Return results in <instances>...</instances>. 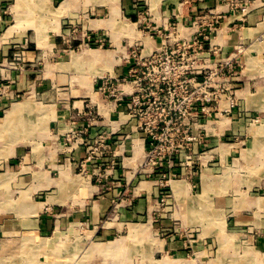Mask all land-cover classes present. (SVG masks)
I'll return each mask as SVG.
<instances>
[{
    "label": "crops",
    "instance_id": "0c3cea01",
    "mask_svg": "<svg viewBox=\"0 0 264 264\" xmlns=\"http://www.w3.org/2000/svg\"><path fill=\"white\" fill-rule=\"evenodd\" d=\"M36 1L0 0V112L5 115L0 126L8 113L15 110L16 114L10 127L0 131V191L9 207L11 195L20 201L23 194L20 205L10 208L8 220L4 217V232L12 234L20 229L46 234L74 227L75 232L106 240L136 222L146 221L143 226L159 230L163 226L164 231L174 233L164 238L156 230L157 237L150 240L161 245L166 254L156 256L157 247L153 248L162 264L173 263L167 260L170 254L188 257L190 251L185 244L195 236L190 231L192 226L202 224L204 219L214 222L218 214L228 224L231 240L245 236L252 243L255 235L264 237V185H258V181L251 188L255 192L249 193L251 189L238 178L223 180L229 166H236L232 174L242 169L258 173L264 168V0H250L245 16L239 9H231L230 0H118L92 10L96 17L90 10L81 17L78 4L70 0ZM210 11L222 18L219 30L212 35L213 49L224 58L232 56L237 48L241 50L242 69L235 80L237 102L227 114L213 116L205 126L206 140L194 148L195 171L175 163L171 172L179 176L168 179L171 195L166 204H160V176L149 178L141 172L144 141L127 139L135 122L124 105L101 94L99 88L127 76L133 46L148 51L161 43L159 37L150 38L147 25L163 29L176 20L181 26L191 27L201 12ZM66 23L82 26L77 39L80 45L69 43ZM132 26L138 33L131 36L126 31ZM88 37L93 47L86 43ZM18 51L24 66L21 70L9 66ZM91 55L94 57L89 58ZM119 90L129 92L131 86L125 83ZM89 108L95 112V120L88 127L89 138L111 134L112 151L97 163H88L84 175L81 165L86 148L69 147L65 138L69 129L88 124ZM108 167L111 170L105 174ZM95 169L100 177L93 175ZM216 176L221 179H213ZM205 178L216 181L204 188ZM177 183L181 184L179 190ZM188 184L192 191L201 187L206 193L197 197V203L179 199L189 193ZM225 189V198L203 202L208 201L210 193L214 197L217 194L212 193ZM239 192L243 195L240 199L235 196ZM188 212L190 216H186ZM210 229L218 235L214 224ZM196 232L197 237H204L200 229ZM263 237L253 247L259 259L264 258ZM119 241L93 242L91 247L99 257L95 256L92 264H108L105 251L99 248L111 249L109 244ZM209 249L213 255L221 254L215 250V243ZM228 252L215 256L225 264H264L249 258L245 261L234 249Z\"/></svg>",
    "mask_w": 264,
    "mask_h": 264
},
{
    "label": "built area",
    "instance_id": "2783aa9c",
    "mask_svg": "<svg viewBox=\"0 0 264 264\" xmlns=\"http://www.w3.org/2000/svg\"><path fill=\"white\" fill-rule=\"evenodd\" d=\"M249 3L250 0H230V7L245 16ZM221 19L220 14L210 11L201 12L191 27L181 26L176 20L163 29L147 25L145 30L150 38L159 37L161 43L148 51L133 46L128 55L127 76L99 88L101 94L124 105L135 122L127 139L144 141L141 172L149 178L160 176L162 197L169 194L164 189L168 179L179 176L171 172L175 163L195 171L194 148L196 143L205 142V126L213 116L227 114L237 102L235 80L242 69L241 50L237 48L232 56L224 58L211 46ZM21 59V53L15 52L9 61L10 68L21 70L24 67ZM125 83L130 84L131 91L119 90ZM221 104H225L224 109ZM87 114L88 124L81 129H69L65 138L69 147L86 148L81 165L84 175L88 163H97L112 151L111 134L89 138L88 127L95 120V112L89 108ZM108 168L105 174H109ZM93 175L100 177L101 173L95 169Z\"/></svg>",
    "mask_w": 264,
    "mask_h": 264
},
{
    "label": "rangeland",
    "instance_id": "374dc122",
    "mask_svg": "<svg viewBox=\"0 0 264 264\" xmlns=\"http://www.w3.org/2000/svg\"><path fill=\"white\" fill-rule=\"evenodd\" d=\"M43 0H37L36 2H42ZM66 1V0H63ZM74 4H78V11L79 15L82 17L86 11L90 10V15L94 14V11L103 4H109L110 2L113 4H116V1L118 0H70ZM133 1V0H132ZM135 1V0H134ZM145 2L148 0H144ZM150 1H159V0H150ZM57 2H59L57 0ZM149 3V2H148ZM146 7V6H145ZM149 9V6H147L146 10ZM77 11V12H78ZM95 15V14H94ZM96 17V15H95ZM135 21V20H134ZM65 32H66V38L69 40V43L76 44L75 46L80 45V40H77L81 34L82 26H78V24H70L66 23ZM139 29H141L140 25L138 26ZM132 29H134V32H132ZM69 30V31H68ZM69 32V34H67ZM127 34L132 36V33H138L136 26H132L128 31H126ZM87 40V44L89 47H93L91 44V40ZM8 110V109H7ZM1 112L0 119L3 118L5 115ZM14 122V121H13ZM12 122V123H13ZM11 123V124H12ZM10 124V125H11ZM7 126V128L10 127ZM5 128V129H7ZM1 129V130H5ZM0 130V131H1ZM15 144V143H14ZM13 143L9 146H13ZM2 145V144H1ZM14 161V159H12ZM10 161V160H9ZM15 162V161H14ZM16 164H11L9 162V166L15 167ZM240 166V164H237ZM225 168L227 167L224 166ZM236 167V166H234ZM234 167L228 168L226 171L227 175H225V178L223 180L225 181H232L233 179L238 178L240 180V183H243L248 188L255 187L256 183L259 181L258 185H264V168L263 171L254 173L251 171H244L239 173H233ZM243 167V166H242ZM11 173H15V171H10ZM4 173V172H3ZM1 174V171H0ZM232 174V175H231ZM221 179V177L216 176L213 179ZM213 179L205 178L203 179L204 188L207 184ZM6 181V180H5ZM189 186V193L187 195H184L183 197L179 198L181 201L185 202H196L197 197L200 195H205L206 193L201 190V187L199 191L194 192L192 191L190 185ZM208 187V186H207ZM169 193V187L164 188ZM255 192L251 189L249 193ZM245 193V192H244ZM12 194V192H11ZM212 194H217L214 197L211 196V193L208 196V201L203 202H210L213 201L216 198H225L227 196L226 189L224 191L215 192ZM242 192H239V195H235L238 199H240ZM23 195V194H22ZM18 200L17 196L11 195L9 205L8 203H4L6 201L5 197L3 198L1 191H0V264H92V259H96V251H93L94 249L91 247L93 242L100 241L104 243H108L109 241H115L120 240L119 242H113L110 243L109 247L111 249L106 248H99V251H105V258H107L108 264H162L161 261H157L154 253L153 248L157 247L156 251L158 252L156 256L163 257L166 256L164 253V250L161 248V245L152 244L150 242L151 239H153L156 235V232L159 229H154L153 227L149 226H143V224L146 223H137L131 226L129 229H126L124 232L120 233V235H112L106 237V240H95L98 239L94 235L87 236V234H83V232L72 228V230H65V229H58L54 231H50L46 234L42 233H35V232H26L23 230H13L12 234L5 233L4 231V217L8 218L10 217L9 210L10 208L19 206L20 202L22 201V196ZM171 194L165 195L164 197L159 198L160 204H166L167 199L169 198ZM217 196V197H216ZM233 198V197H232ZM161 199H165L164 201ZM16 202V203H15ZM13 211V210H11ZM190 212L187 213L186 216H190ZM216 219L213 221H207L206 219L203 220L202 224L193 225L191 233H194V237H191L190 241L186 243L185 248L188 249L189 256L184 258H179L180 255L178 254H170V258L167 260L172 261V264H225L224 261H220L219 255H224V253H229L228 250L234 249L237 252H239L240 257L244 259L245 261L249 258L251 261L258 260L264 262V258L259 259L258 254L254 253L253 247L258 246L259 239L263 236H260L259 234L255 235L253 237L252 243H248L245 236L243 237H234L235 239L231 240L228 236V230L230 229L228 224L225 223L224 217L222 214H218L216 216ZM226 218V217H225ZM108 221V220H106ZM13 222V221H12ZM157 222L156 224H158ZM195 223V222H193ZM214 224V232H218V235H214L213 230H211V226ZM165 227H161V229L158 231L162 237H171L174 235L173 231L163 230ZM229 228V229H228ZM134 229V230H133ZM173 229V228H172ZM201 230L203 233V238L197 237L198 230ZM157 230V231H156ZM139 231V232H138ZM135 232V233H134ZM185 234V233H184ZM239 234V233H237ZM206 236H215L208 237L210 239H205ZM213 238V239H212ZM264 238V237H263ZM216 240L215 242H213ZM99 243V242H96ZM213 243H215V250L221 251L213 255L211 253V249H209L210 246H213ZM114 246V250H112V246ZM107 251V252H106ZM98 252V251H97ZM218 254V255H217ZM178 255V256H176ZM207 257H205V256ZM216 255V256H215ZM112 259H111V258ZM116 259V260H115ZM161 260V259H160ZM165 260V259H163ZM243 260V261H244ZM154 262V263H153ZM158 262V263H157ZM95 264H102V263H95Z\"/></svg>",
    "mask_w": 264,
    "mask_h": 264
},
{
    "label": "bare ground",
    "instance_id": "6f19581e",
    "mask_svg": "<svg viewBox=\"0 0 264 264\" xmlns=\"http://www.w3.org/2000/svg\"><path fill=\"white\" fill-rule=\"evenodd\" d=\"M19 14V13H18ZM94 21V20H93ZM31 23V22H30ZM98 23V22H97ZM83 54V53H82ZM92 57H94L93 55H91V56H89V58H92ZM75 59H77V58H75ZM75 61H77V60H75ZM20 108V107H19ZM20 109H22V108H20ZM15 111V110H14ZM14 111H12L11 113H8V115H7V117H5L4 118V120L2 121V124H1V126H0V130L1 129H5V128H7V126H9L13 121H14V117H15V115L16 114H14ZM18 111V109H16V112ZM30 120V119H29ZM219 124H220V122H219ZM26 125V124H25ZM220 126V125H219ZM215 129V128H214ZM249 144V143H248ZM252 144V143H251ZM259 145V144H258ZM253 146V145H252ZM264 153V152H263ZM243 158V157H242ZM62 170H63V168H62ZM172 187H173V185H172ZM175 187L179 190L180 189V187H181V184L179 183V185H178V183L175 185ZM181 190H182V188H181ZM237 198V197H236ZM241 200H242V198H241ZM24 204V203H23ZM200 205V204H199ZM24 206V205H23ZM37 208V207H36ZM134 230V229H133ZM139 232V231H138ZM135 233V232H134ZM113 246H115V245H113ZM111 258V257H110ZM112 259V258H111ZM116 260V259H115Z\"/></svg>",
    "mask_w": 264,
    "mask_h": 264
}]
</instances>
